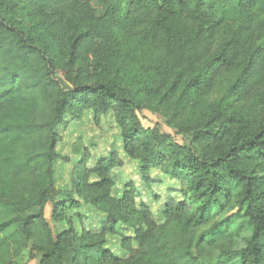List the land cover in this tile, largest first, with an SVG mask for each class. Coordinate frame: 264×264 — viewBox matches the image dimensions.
<instances>
[{
    "label": "trees",
    "instance_id": "16d2710c",
    "mask_svg": "<svg viewBox=\"0 0 264 264\" xmlns=\"http://www.w3.org/2000/svg\"><path fill=\"white\" fill-rule=\"evenodd\" d=\"M25 10L51 15L54 40L26 29ZM147 96L188 110V145L143 125ZM87 110L114 111L146 182L155 168L181 182L188 199L167 202L166 222L138 210L133 189L110 197L116 153L100 183L79 170L60 199L58 128ZM75 193L107 212L99 230L49 224L47 205L63 222ZM137 221L139 247L127 238L131 255L113 257L108 235ZM28 247L39 264H264V0H0V264Z\"/></svg>",
    "mask_w": 264,
    "mask_h": 264
},
{
    "label": "rangeland",
    "instance_id": "374dc122",
    "mask_svg": "<svg viewBox=\"0 0 264 264\" xmlns=\"http://www.w3.org/2000/svg\"><path fill=\"white\" fill-rule=\"evenodd\" d=\"M49 13H33L24 11V26L28 31L46 39L54 40L53 30L55 21L50 18ZM142 62V63H141ZM143 64V61H140ZM123 75H130L137 63H129ZM128 71V72H127ZM224 85H217L207 95L197 109V112L204 110L209 104L222 97ZM173 98L162 100L161 96L144 97V104L138 110V116L145 127L156 128L162 134L172 136V139L183 145H188L189 136L180 130V123L189 116L188 110L176 111ZM239 110L248 109L250 100L236 102ZM68 123L58 128L61 135V142L57 146L60 158L57 160L54 169L56 185L62 191L60 199L66 198V191L71 187V179L79 170L85 172L86 181L89 184L100 183L106 176L111 182L110 197L122 198L133 189L135 193L134 204L139 210L142 205L150 209L151 219L158 224L166 222L167 202L174 200L183 201L187 198L181 182L171 176L165 175L160 169L155 168L150 172L154 180L148 183L141 173V162L132 157L124 146V138L115 118L114 111H109L99 120L94 111L87 110L79 118L67 117ZM116 153L121 165L113 167L107 174L102 167L104 159ZM67 199H69L67 197ZM76 206L70 202L67 220L55 221L53 216V204L49 203L45 214L49 224L56 232L74 227L78 232L81 229L99 230L106 220L107 212L98 208L95 204L85 200L79 193L73 197ZM192 202V200H191ZM197 205L192 202L189 208L195 211ZM146 229L144 224L138 221L135 224L118 222L113 234L108 235L105 248L113 257L122 260L128 258L131 252L126 245V239H131V247L138 248L136 238L138 229ZM41 254L31 252L30 248L24 249L22 255L14 261V264H39ZM115 264V263H114ZM119 264V263H118Z\"/></svg>",
    "mask_w": 264,
    "mask_h": 264
}]
</instances>
